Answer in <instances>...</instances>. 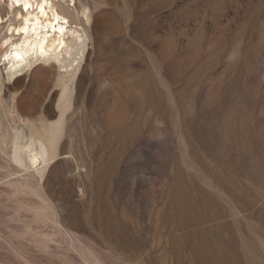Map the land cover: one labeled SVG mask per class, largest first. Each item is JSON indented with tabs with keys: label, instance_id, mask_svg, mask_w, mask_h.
Returning <instances> with one entry per match:
<instances>
[{
	"label": "rangeland",
	"instance_id": "obj_1",
	"mask_svg": "<svg viewBox=\"0 0 264 264\" xmlns=\"http://www.w3.org/2000/svg\"><path fill=\"white\" fill-rule=\"evenodd\" d=\"M55 1L10 77L0 0V264H264V0Z\"/></svg>",
	"mask_w": 264,
	"mask_h": 264
},
{
	"label": "bare ground",
	"instance_id": "obj_2",
	"mask_svg": "<svg viewBox=\"0 0 264 264\" xmlns=\"http://www.w3.org/2000/svg\"><path fill=\"white\" fill-rule=\"evenodd\" d=\"M7 4V8H9L12 13H15L14 20L18 22V25L13 29H9V31L15 33V35L19 37L16 43L12 41V38L7 39L3 43V46L8 47L5 59L11 64L9 68L10 77L22 71V67L24 66H32L40 61L48 62L50 59L60 61V56L63 54L62 51L70 56L73 51H76L75 55H80L81 52L83 53V51L78 48L80 43L78 37H76L71 44L65 42V37L70 32V20L67 15L70 10L69 6L63 7L55 0H9ZM75 61L76 60L72 59L60 61V63L63 64L61 67L66 69L73 67L75 66ZM75 72L76 71L73 70L70 74V72L66 70V73L71 75V79H73ZM66 79L68 80V77ZM64 81L65 80H63V82ZM68 89L69 85H65L64 90ZM68 101V95L64 94L62 102L64 109L62 115H65L69 108ZM27 149V156L30 164L33 166L36 165L41 158L46 162L51 152V147H47L45 144H42L39 150H35L30 146Z\"/></svg>",
	"mask_w": 264,
	"mask_h": 264
}]
</instances>
